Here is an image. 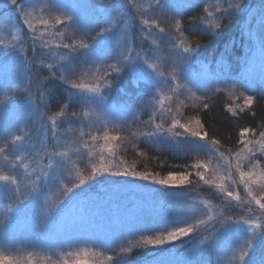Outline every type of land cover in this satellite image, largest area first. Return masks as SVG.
Instances as JSON below:
<instances>
[{"label": "snow or ice", "instance_id": "1", "mask_svg": "<svg viewBox=\"0 0 264 264\" xmlns=\"http://www.w3.org/2000/svg\"><path fill=\"white\" fill-rule=\"evenodd\" d=\"M5 9L0 264H138L134 250L155 256L177 241L193 245L184 264L221 253L228 264H264V0L256 27L242 26L248 48L236 75L203 61L193 34L221 35L252 14L246 0H0ZM129 73L135 98L114 101ZM221 97L234 143L215 124ZM245 115L252 122L238 126ZM129 148L185 162L164 175L138 170ZM97 184L141 189L152 204L157 191L170 198L106 222L75 210Z\"/></svg>", "mask_w": 264, "mask_h": 264}, {"label": "rangeland", "instance_id": "2", "mask_svg": "<svg viewBox=\"0 0 264 264\" xmlns=\"http://www.w3.org/2000/svg\"><path fill=\"white\" fill-rule=\"evenodd\" d=\"M7 10L0 11V19H4L5 13ZM0 35H7L6 32L0 33ZM234 44H228L224 47L226 52L233 56L235 60H240L243 62V58L247 55L248 42L247 40H243L237 42L239 52L234 51ZM223 55L227 57L228 55L223 52ZM214 56H212L213 58ZM210 60L209 62H211ZM221 65H216V67L226 66L228 64L224 60H220ZM244 65L241 64V68L235 74H238L242 71ZM194 70L198 69V66H193ZM133 78V77H131ZM146 119V117H142ZM182 159H185L182 155H178ZM81 169L87 173V169L84 164H81ZM119 179V178H113ZM67 182V181H66ZM135 183H144L140 181H136ZM159 189V186H153ZM51 195L55 198H59L61 193L58 188L54 187ZM169 194L164 191H157L155 194V203L152 204L146 193L138 188L132 186H107L97 184L93 187L89 193L87 199L81 198L79 202H76V209L78 212L84 211L85 208H88L89 212L87 214L96 215L97 213L104 214L103 219L107 222L112 217H122V216H133L137 215L149 210L158 211L160 207L163 205L166 207L165 201L169 199ZM217 202V201H216ZM181 205H183V201H180ZM219 203V201L217 202ZM187 239V238H185ZM240 242V241H238ZM193 245L190 244H181L180 241L175 242L174 246L166 245L164 246L163 251H157L155 256L151 254L150 251H145L143 249L134 250L131 255V260L138 261V264H151V262L159 258L163 264H184L185 260L188 258L190 252L189 249ZM142 252H146L145 254L151 255V258H147L144 260L142 257L144 256ZM261 253V249L257 248L256 255L259 256ZM142 259L143 261H139ZM212 261L216 264L217 261L220 264H228L229 256L221 253L220 255L213 254L211 256Z\"/></svg>", "mask_w": 264, "mask_h": 264}, {"label": "trees", "instance_id": "3", "mask_svg": "<svg viewBox=\"0 0 264 264\" xmlns=\"http://www.w3.org/2000/svg\"><path fill=\"white\" fill-rule=\"evenodd\" d=\"M247 4L252 9V14H248L245 16L237 17L226 29L223 30V33L221 35H217L215 37L207 36L202 31L197 30L193 34V38H200L202 42V53H201V59L203 61H206L209 64H212L213 67L215 66V61L217 60H224L228 64L226 66L230 68L233 75H236L241 68V64L243 62H240V60H235L233 56L229 55L224 49V47L228 44H234V51L239 52V47L237 45V42L247 40L245 34L242 32V26L246 27L249 24H251L252 27H256V21L253 20V15L255 13L256 7L259 5L260 0H246ZM223 52L227 54L228 56L225 57L223 55ZM212 56H214L212 58ZM212 60L211 62H209ZM132 74H125L121 76V78L114 83L113 90L111 92V99L114 101H124L128 100L130 98H135V93L137 89L132 84ZM59 95V93H58ZM223 97H221L220 101L217 102L215 107V124L216 127L220 129L221 133H227L229 136L232 137V142H235V138L237 136V127L232 126L229 127V114H226L223 111L222 108V102ZM50 106L52 108V111H57V102L56 100H51ZM52 114L51 112L49 113ZM258 116H259V110H258ZM204 117H202L203 119ZM252 122V118L245 115L242 119L238 120L236 124L238 126H246L249 125ZM218 138H221L218 136ZM223 142V140H222ZM143 147V146H141ZM154 154L152 152L148 153V158H140L138 157L134 151L129 148L127 154L125 155V158L132 162L133 160L137 161V169L138 170H150L153 172H159L161 175L166 174L168 171H179V169H176L174 167H170V165L175 164H182L185 162V159H182L181 157L174 156L172 154H165L164 156L160 157V161H163V163H160V161L156 159H152L151 157ZM206 187V186H205ZM203 193L204 196H208V193L205 191L204 188L198 189ZM217 200H214L213 203H217ZM77 211V210H76ZM78 212V211H77ZM84 213L89 212L88 208H85ZM183 244V243H181ZM143 253V259L146 260L147 258H151L152 256ZM139 261H143L142 259H139Z\"/></svg>", "mask_w": 264, "mask_h": 264}]
</instances>
